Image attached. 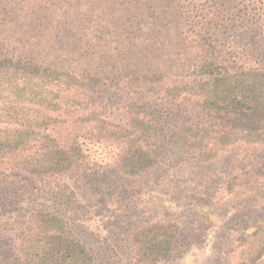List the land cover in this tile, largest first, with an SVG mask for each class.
Here are the masks:
<instances>
[{"label": "trees", "instance_id": "trees-1", "mask_svg": "<svg viewBox=\"0 0 264 264\" xmlns=\"http://www.w3.org/2000/svg\"><path fill=\"white\" fill-rule=\"evenodd\" d=\"M243 30L260 42L244 60ZM158 107L198 164L264 148V0H0V212L13 192L32 200L0 214V264H96L47 184L88 173L86 142L117 147L113 173L141 179L165 140ZM179 232L171 218L136 226L131 264H160ZM234 242L237 264H257L264 216Z\"/></svg>", "mask_w": 264, "mask_h": 264}, {"label": "rangeland", "instance_id": "rangeland-1", "mask_svg": "<svg viewBox=\"0 0 264 264\" xmlns=\"http://www.w3.org/2000/svg\"><path fill=\"white\" fill-rule=\"evenodd\" d=\"M235 37L243 60L260 43L251 30ZM154 114L167 130L152 171L137 181L120 178L111 167L117 147L86 142L90 170L73 179H51L49 193H44L46 203L69 218L96 264H131L127 235L136 226L161 218L175 219L180 232L160 264H237L238 230L264 216V148L237 147L215 161L198 164L179 150L184 141L171 128L177 112L158 107ZM26 191L13 192L11 205H4L0 214L21 208L25 200L31 204ZM6 247L7 240L0 237V259L5 258ZM257 264H264V257Z\"/></svg>", "mask_w": 264, "mask_h": 264}]
</instances>
